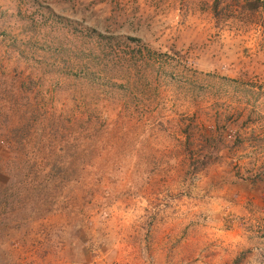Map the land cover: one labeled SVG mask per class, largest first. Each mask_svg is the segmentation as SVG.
<instances>
[{
  "label": "rangeland",
  "instance_id": "1",
  "mask_svg": "<svg viewBox=\"0 0 264 264\" xmlns=\"http://www.w3.org/2000/svg\"><path fill=\"white\" fill-rule=\"evenodd\" d=\"M0 264H264V0H0Z\"/></svg>",
  "mask_w": 264,
  "mask_h": 264
},
{
  "label": "trees",
  "instance_id": "2",
  "mask_svg": "<svg viewBox=\"0 0 264 264\" xmlns=\"http://www.w3.org/2000/svg\"><path fill=\"white\" fill-rule=\"evenodd\" d=\"M98 37L101 38V39H111V38H106V37H103V36H100V35H98ZM125 42H135V43H137V40L133 39V38H130V37H126L125 38Z\"/></svg>",
  "mask_w": 264,
  "mask_h": 264
}]
</instances>
